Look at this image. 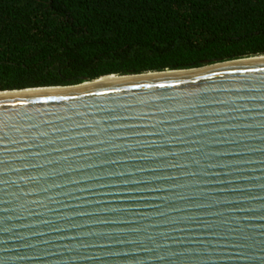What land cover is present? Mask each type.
<instances>
[{
	"label": "water",
	"instance_id": "obj_1",
	"mask_svg": "<svg viewBox=\"0 0 264 264\" xmlns=\"http://www.w3.org/2000/svg\"><path fill=\"white\" fill-rule=\"evenodd\" d=\"M0 264H264V55L0 91Z\"/></svg>",
	"mask_w": 264,
	"mask_h": 264
},
{
	"label": "trees",
	"instance_id": "obj_2",
	"mask_svg": "<svg viewBox=\"0 0 264 264\" xmlns=\"http://www.w3.org/2000/svg\"><path fill=\"white\" fill-rule=\"evenodd\" d=\"M264 55V0H0V91Z\"/></svg>",
	"mask_w": 264,
	"mask_h": 264
}]
</instances>
